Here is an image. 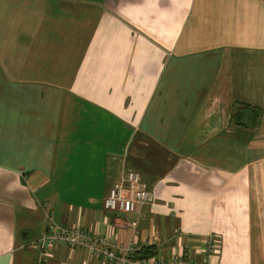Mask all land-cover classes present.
<instances>
[{
	"label": "crops",
	"instance_id": "1",
	"mask_svg": "<svg viewBox=\"0 0 264 264\" xmlns=\"http://www.w3.org/2000/svg\"><path fill=\"white\" fill-rule=\"evenodd\" d=\"M129 168L153 193L141 217L102 205ZM49 216L264 264V0H0V264H34ZM44 264L117 263L57 243Z\"/></svg>",
	"mask_w": 264,
	"mask_h": 264
},
{
	"label": "built area",
	"instance_id": "2",
	"mask_svg": "<svg viewBox=\"0 0 264 264\" xmlns=\"http://www.w3.org/2000/svg\"><path fill=\"white\" fill-rule=\"evenodd\" d=\"M153 199V193L147 183L142 180L138 170L129 168L121 178L112 184L102 199V205L108 211H122L134 213L137 217L143 216L142 207ZM50 218L46 232L32 244L36 249L34 264H44L51 253V247L57 243L69 247L85 248L90 255L101 256L103 259L114 261L117 264H212L210 261H194L182 255H175L170 259H163L154 255L132 257L137 250L133 243L125 246L109 240L108 235L91 233L78 225L67 226L57 223ZM136 223V220L132 222ZM216 240L208 236L204 241L203 251L214 253Z\"/></svg>",
	"mask_w": 264,
	"mask_h": 264
},
{
	"label": "trees",
	"instance_id": "3",
	"mask_svg": "<svg viewBox=\"0 0 264 264\" xmlns=\"http://www.w3.org/2000/svg\"><path fill=\"white\" fill-rule=\"evenodd\" d=\"M246 114L249 115V119L247 118ZM259 115H260V109L257 106L251 105L246 102H238V104H235V106L232 109L230 120L233 123L242 124V125L243 124L246 125V122L249 120V122L254 125ZM138 136H142L141 133L140 134L138 133L137 137ZM135 252L137 253V255H135L136 257H145L149 255H154L155 249L152 244H147L141 246Z\"/></svg>",
	"mask_w": 264,
	"mask_h": 264
},
{
	"label": "rangeland",
	"instance_id": "4",
	"mask_svg": "<svg viewBox=\"0 0 264 264\" xmlns=\"http://www.w3.org/2000/svg\"><path fill=\"white\" fill-rule=\"evenodd\" d=\"M29 253V255H31V253L30 252H28Z\"/></svg>",
	"mask_w": 264,
	"mask_h": 264
}]
</instances>
